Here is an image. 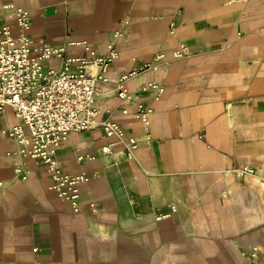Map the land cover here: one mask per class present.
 <instances>
[{"label":"crops","instance_id":"crops-1","mask_svg":"<svg viewBox=\"0 0 264 264\" xmlns=\"http://www.w3.org/2000/svg\"><path fill=\"white\" fill-rule=\"evenodd\" d=\"M6 6L28 13L35 42L71 57L114 46L107 82L96 86V122L120 125L140 146L128 160L100 128L68 136L64 172L86 177L75 212L6 136L20 123L7 107L0 264H264V0H0V28L17 37ZM146 66L120 99V80ZM140 107L152 110L148 124ZM245 168L257 173L233 174Z\"/></svg>","mask_w":264,"mask_h":264},{"label":"built area","instance_id":"built-area-1","mask_svg":"<svg viewBox=\"0 0 264 264\" xmlns=\"http://www.w3.org/2000/svg\"><path fill=\"white\" fill-rule=\"evenodd\" d=\"M246 0H226L228 4ZM15 25L21 30L13 36L11 26L0 28V113L7 107L12 108L19 124L5 132L6 136L17 142L20 155L44 166L59 198L68 200L78 212L79 194L77 184L86 181L85 176H70L64 172L58 152L75 132H87L100 128L104 136L115 139L123 148L126 158L132 160L140 141L127 138L124 129L113 122L98 124V111L95 108L97 83L107 82L106 74L117 58L113 45L106 54H97L87 47L85 54L71 57L66 47H52L44 42H35L27 32L32 26L28 13L22 9L6 6ZM187 48L176 54L180 59L186 56ZM161 57L156 60L159 61ZM61 63L58 70L46 68L49 61ZM149 66L140 68L124 76L118 84V96L127 99L125 82ZM162 92L157 85L150 86ZM152 110L140 107L136 115L148 124ZM103 153H110L103 148ZM79 158V161H82ZM254 169L236 170L238 178L255 175ZM16 174L26 180V173L17 169ZM264 189V172L260 178ZM93 212L95 206H91ZM257 249H252L250 257L256 259Z\"/></svg>","mask_w":264,"mask_h":264}]
</instances>
